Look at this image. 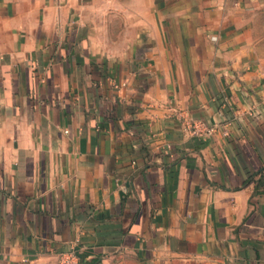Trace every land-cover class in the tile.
I'll use <instances>...</instances> for the list:
<instances>
[{"label": "crops", "instance_id": "1", "mask_svg": "<svg viewBox=\"0 0 264 264\" xmlns=\"http://www.w3.org/2000/svg\"><path fill=\"white\" fill-rule=\"evenodd\" d=\"M263 4L0 0V264H264Z\"/></svg>", "mask_w": 264, "mask_h": 264}, {"label": "built area", "instance_id": "2", "mask_svg": "<svg viewBox=\"0 0 264 264\" xmlns=\"http://www.w3.org/2000/svg\"><path fill=\"white\" fill-rule=\"evenodd\" d=\"M182 123L184 125L185 131H187L192 136H197L200 138H208L213 136L217 130L223 131L225 134H228V129L225 125L220 124H207L204 120L195 119V118H182ZM59 264H80V258L74 252H64L59 256Z\"/></svg>", "mask_w": 264, "mask_h": 264}, {"label": "rangeland", "instance_id": "3", "mask_svg": "<svg viewBox=\"0 0 264 264\" xmlns=\"http://www.w3.org/2000/svg\"><path fill=\"white\" fill-rule=\"evenodd\" d=\"M259 23H260V28L264 34V4L261 9V14L259 17ZM80 264L81 261H80ZM108 264H147L146 262L142 261L139 257L137 256H131V255H123L119 258H115L113 261L108 262Z\"/></svg>", "mask_w": 264, "mask_h": 264}, {"label": "trees", "instance_id": "4", "mask_svg": "<svg viewBox=\"0 0 264 264\" xmlns=\"http://www.w3.org/2000/svg\"><path fill=\"white\" fill-rule=\"evenodd\" d=\"M84 260V258H81V261H83ZM142 260V259H141ZM143 261V260H142ZM88 264H93V262L92 261H90V262H88Z\"/></svg>", "mask_w": 264, "mask_h": 264}, {"label": "water", "instance_id": "5", "mask_svg": "<svg viewBox=\"0 0 264 264\" xmlns=\"http://www.w3.org/2000/svg\"><path fill=\"white\" fill-rule=\"evenodd\" d=\"M82 264H88L87 261H83Z\"/></svg>", "mask_w": 264, "mask_h": 264}]
</instances>
